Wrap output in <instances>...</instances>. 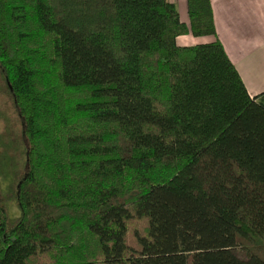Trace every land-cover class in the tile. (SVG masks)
Wrapping results in <instances>:
<instances>
[{"label": "trees", "instance_id": "trees-1", "mask_svg": "<svg viewBox=\"0 0 264 264\" xmlns=\"http://www.w3.org/2000/svg\"><path fill=\"white\" fill-rule=\"evenodd\" d=\"M187 10L0 0V264H264V93Z\"/></svg>", "mask_w": 264, "mask_h": 264}, {"label": "crops", "instance_id": "crops-1", "mask_svg": "<svg viewBox=\"0 0 264 264\" xmlns=\"http://www.w3.org/2000/svg\"><path fill=\"white\" fill-rule=\"evenodd\" d=\"M174 2L189 23L187 0ZM218 37L251 96L264 93V0H211ZM211 37L181 35L177 43L193 46Z\"/></svg>", "mask_w": 264, "mask_h": 264}, {"label": "rangeland", "instance_id": "rangeland-1", "mask_svg": "<svg viewBox=\"0 0 264 264\" xmlns=\"http://www.w3.org/2000/svg\"><path fill=\"white\" fill-rule=\"evenodd\" d=\"M4 124H5L4 120H2V118H0V133L4 130V126H5ZM14 212H16V208L14 209ZM233 251L241 259H247L248 258V254H247L246 250H243L240 248H235Z\"/></svg>", "mask_w": 264, "mask_h": 264}]
</instances>
